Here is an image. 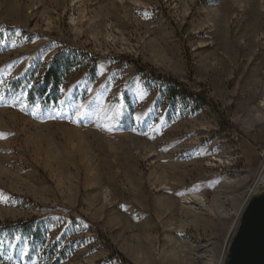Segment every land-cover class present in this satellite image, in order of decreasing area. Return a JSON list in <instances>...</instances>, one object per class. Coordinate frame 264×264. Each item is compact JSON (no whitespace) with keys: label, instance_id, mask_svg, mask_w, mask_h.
<instances>
[{"label":"rangeland","instance_id":"rangeland-1","mask_svg":"<svg viewBox=\"0 0 264 264\" xmlns=\"http://www.w3.org/2000/svg\"><path fill=\"white\" fill-rule=\"evenodd\" d=\"M262 43L264 0H0V264L54 243L60 264H223L261 164ZM69 47L96 75L30 105L29 74Z\"/></svg>","mask_w":264,"mask_h":264},{"label":"trees","instance_id":"trees-1","mask_svg":"<svg viewBox=\"0 0 264 264\" xmlns=\"http://www.w3.org/2000/svg\"><path fill=\"white\" fill-rule=\"evenodd\" d=\"M100 56L95 53L86 52L72 47L65 48L57 52L51 59L48 65L39 64L36 69L29 74L25 80V85L28 87V102L30 105L37 103L44 107L56 106L63 97V90L68 83V79L73 73L83 66H90V72L93 76L96 75L97 65L100 62ZM120 59L128 64L134 65L140 72L149 74L154 79L162 81L169 86L170 97L177 99H193L202 105H209L218 115L222 123H229L224 113L216 109L212 100L203 91H193L184 81L161 73L157 68L142 62L131 56H121ZM42 70V71H41ZM23 83L22 80L17 82V87ZM26 229H35L40 231L39 226H34V222L25 224ZM34 231V233H36ZM44 243H47L44 241ZM46 247L42 252V260H46V264H60L66 259L64 249L57 250L58 244H45ZM121 258L124 259L123 256ZM2 260L0 259V263Z\"/></svg>","mask_w":264,"mask_h":264},{"label":"water","instance_id":"water-1","mask_svg":"<svg viewBox=\"0 0 264 264\" xmlns=\"http://www.w3.org/2000/svg\"><path fill=\"white\" fill-rule=\"evenodd\" d=\"M223 264H264V190L247 203Z\"/></svg>","mask_w":264,"mask_h":264},{"label":"built area","instance_id":"built-area-1","mask_svg":"<svg viewBox=\"0 0 264 264\" xmlns=\"http://www.w3.org/2000/svg\"><path fill=\"white\" fill-rule=\"evenodd\" d=\"M260 154V167L256 177L252 180L248 188L246 203L257 193L264 190V147L259 150Z\"/></svg>","mask_w":264,"mask_h":264},{"label":"bare ground","instance_id":"bare-ground-1","mask_svg":"<svg viewBox=\"0 0 264 264\" xmlns=\"http://www.w3.org/2000/svg\"><path fill=\"white\" fill-rule=\"evenodd\" d=\"M255 1H256V0H255ZM252 41H253L252 38H251V37H248L247 42L250 43V42H252ZM248 43H247V44H248ZM254 43H255V42H254ZM258 43H259V42H258ZM258 43H257V44H258ZM257 44H256V45H257ZM251 45H252V44H251ZM260 45H262V46H261V47H262V48H261L262 52L260 51V52H261V60H262V63H260L259 65H261V64L264 65V64H263V63H264V43H262V44H260ZM254 46H255V45H254ZM255 47H256V46H255ZM243 48H244V47H243ZM245 48H246V47H245ZM247 49H248V48H247ZM259 49H260V48H259ZM248 52H250V51H248ZM260 52H259V53H260ZM262 65H261V66H262ZM263 67H264V66H263ZM259 95H260V92L256 93V94L254 95V97L257 98Z\"/></svg>","mask_w":264,"mask_h":264}]
</instances>
